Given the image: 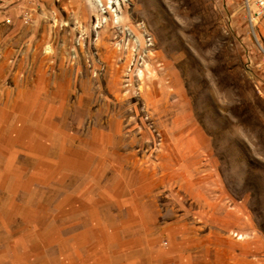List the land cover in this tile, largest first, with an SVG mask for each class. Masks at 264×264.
<instances>
[{
  "label": "rangeland",
  "instance_id": "rangeland-1",
  "mask_svg": "<svg viewBox=\"0 0 264 264\" xmlns=\"http://www.w3.org/2000/svg\"><path fill=\"white\" fill-rule=\"evenodd\" d=\"M105 1L0 0V264H264V11Z\"/></svg>",
  "mask_w": 264,
  "mask_h": 264
},
{
  "label": "bare ground",
  "instance_id": "bare-ground-1",
  "mask_svg": "<svg viewBox=\"0 0 264 264\" xmlns=\"http://www.w3.org/2000/svg\"><path fill=\"white\" fill-rule=\"evenodd\" d=\"M91 1H92L93 5H94L95 7H97V3H98V4L100 3L101 5H102V3H103V2H101L102 0H91ZM105 3H110V4H109V5H110L109 8H110V7H112L113 4H115L116 2H115V0H111V1H109V2H106V1H105ZM101 5H100V6H101ZM103 5H104V4H103ZM107 5H108V4H107ZM98 7H99V6H98ZM106 7H107V6H106ZM103 8H104V6H103ZM112 8H113V7H112ZM98 9H99V8H98ZM109 10H110V9H109ZM98 11H99V10H98ZM110 11H111V10H110ZM113 15H114V14H113ZM113 18H115V20L118 21V16H117V15H114ZM249 20H250V23H251V22L254 20V18H251V17H250ZM250 25H251V24H250ZM252 28H253V27H252ZM256 37H257V36H256Z\"/></svg>",
  "mask_w": 264,
  "mask_h": 264
},
{
  "label": "built area",
  "instance_id": "built-area-1",
  "mask_svg": "<svg viewBox=\"0 0 264 264\" xmlns=\"http://www.w3.org/2000/svg\"><path fill=\"white\" fill-rule=\"evenodd\" d=\"M256 2H257V5L259 7V10L264 11V0H257ZM115 6H116V4H115Z\"/></svg>",
  "mask_w": 264,
  "mask_h": 264
}]
</instances>
